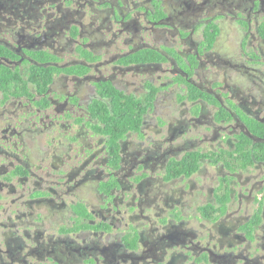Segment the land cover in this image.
I'll list each match as a JSON object with an SVG mask.
<instances>
[{"label":"flooded vegetation","instance_id":"flooded-vegetation-1","mask_svg":"<svg viewBox=\"0 0 264 264\" xmlns=\"http://www.w3.org/2000/svg\"><path fill=\"white\" fill-rule=\"evenodd\" d=\"M0 264H264V0H0Z\"/></svg>","mask_w":264,"mask_h":264}]
</instances>
